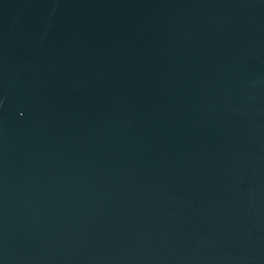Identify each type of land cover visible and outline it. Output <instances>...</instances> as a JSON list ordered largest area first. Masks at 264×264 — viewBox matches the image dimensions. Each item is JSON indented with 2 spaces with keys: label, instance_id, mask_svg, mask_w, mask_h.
<instances>
[{
  "label": "water",
  "instance_id": "95a60500",
  "mask_svg": "<svg viewBox=\"0 0 264 264\" xmlns=\"http://www.w3.org/2000/svg\"><path fill=\"white\" fill-rule=\"evenodd\" d=\"M0 264H264V0H0Z\"/></svg>",
  "mask_w": 264,
  "mask_h": 264
}]
</instances>
